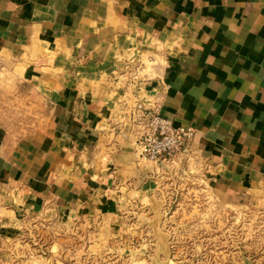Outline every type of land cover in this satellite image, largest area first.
I'll return each mask as SVG.
<instances>
[{
    "label": "crops",
    "instance_id": "obj_1",
    "mask_svg": "<svg viewBox=\"0 0 264 264\" xmlns=\"http://www.w3.org/2000/svg\"><path fill=\"white\" fill-rule=\"evenodd\" d=\"M137 103L194 138L138 162ZM191 185L264 217V0H0V264H171Z\"/></svg>",
    "mask_w": 264,
    "mask_h": 264
},
{
    "label": "rangeland",
    "instance_id": "obj_2",
    "mask_svg": "<svg viewBox=\"0 0 264 264\" xmlns=\"http://www.w3.org/2000/svg\"><path fill=\"white\" fill-rule=\"evenodd\" d=\"M183 191V201L172 219L168 217V234L171 264H211L222 262V251L229 246H240L244 239L254 248H264V217L253 210L224 206L212 199L209 193ZM197 190V191H196ZM166 218V216H165ZM43 224L44 221H39ZM41 226V225H40ZM28 233V232H27ZM37 237V236H36ZM45 248V247H44ZM40 249V248H39ZM33 252L36 257H46ZM28 256V254H22ZM92 264H129L119 256L108 253Z\"/></svg>",
    "mask_w": 264,
    "mask_h": 264
},
{
    "label": "built area",
    "instance_id": "obj_3",
    "mask_svg": "<svg viewBox=\"0 0 264 264\" xmlns=\"http://www.w3.org/2000/svg\"><path fill=\"white\" fill-rule=\"evenodd\" d=\"M131 108L128 121L135 132L138 162L156 164L171 160L195 136L194 126L175 127L163 116L158 103L151 107L137 103Z\"/></svg>",
    "mask_w": 264,
    "mask_h": 264
}]
</instances>
